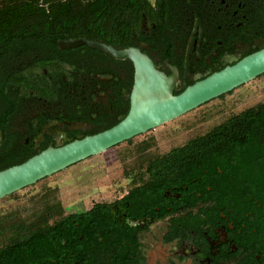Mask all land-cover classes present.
<instances>
[{
	"label": "flooded vegetation",
	"instance_id": "flooded-vegetation-1",
	"mask_svg": "<svg viewBox=\"0 0 264 264\" xmlns=\"http://www.w3.org/2000/svg\"><path fill=\"white\" fill-rule=\"evenodd\" d=\"M149 1L154 10L139 14L127 41L123 12L120 35L112 40L70 36L58 38L55 48L0 49V171L49 147L106 131L129 111L130 60L113 59L85 44L63 49L58 41L82 38L117 50L137 49L165 76L176 71L175 96L264 48V0ZM244 85L185 113L207 111L210 105L223 110L216 122L203 123L180 145L165 149L152 133L171 120L110 148L123 145L116 157L117 178H106L96 189L102 192L80 200L81 207L75 202L72 212L63 215L54 196L49 210L42 198L35 199L37 207L27 206L20 228L12 222L4 228L15 230L16 237L1 244L0 251L47 226L62 228L61 215L101 206L94 214L102 211L105 223L73 221L71 228H117L124 242L106 245L107 264L117 255L121 264H264V130L233 124V117L264 101L233 113L232 94ZM40 187L46 191L45 184ZM150 233L160 237V256L154 261L145 241ZM55 257L50 264H62ZM92 257L87 264L100 261Z\"/></svg>",
	"mask_w": 264,
	"mask_h": 264
},
{
	"label": "trees",
	"instance_id": "trees-1",
	"mask_svg": "<svg viewBox=\"0 0 264 264\" xmlns=\"http://www.w3.org/2000/svg\"><path fill=\"white\" fill-rule=\"evenodd\" d=\"M153 10L149 0H0V49L55 48L58 38L70 36L112 40L120 35L123 12L127 41L139 14ZM246 114L252 117L244 118ZM239 122L244 128L264 130V103L233 117V124ZM100 208L80 215H61L58 223L62 228L47 226L29 239L12 242L0 251V264H50L56 254L62 264H80L82 260L87 264L89 254L100 260L94 264H107L104 248L124 242L123 234L117 228H71L73 221L80 225L105 223L102 211L94 214ZM111 259L110 264H121L118 255Z\"/></svg>",
	"mask_w": 264,
	"mask_h": 264
},
{
	"label": "water",
	"instance_id": "water-1",
	"mask_svg": "<svg viewBox=\"0 0 264 264\" xmlns=\"http://www.w3.org/2000/svg\"><path fill=\"white\" fill-rule=\"evenodd\" d=\"M87 45L116 60L128 59L133 65V85L126 117L112 128L64 146L49 147L25 162L0 171V199L37 181L60 172L77 162L96 156L132 137L174 120L200 105L264 75V48L232 67L173 95L176 71L170 77L158 72L153 62L134 48L117 50L82 38L58 41L63 49ZM1 142V135H0Z\"/></svg>",
	"mask_w": 264,
	"mask_h": 264
},
{
	"label": "rangeland",
	"instance_id": "rangeland-1",
	"mask_svg": "<svg viewBox=\"0 0 264 264\" xmlns=\"http://www.w3.org/2000/svg\"><path fill=\"white\" fill-rule=\"evenodd\" d=\"M232 96L233 113L238 112L241 108L253 106L256 103L264 101V76L235 90ZM206 110L207 111L198 109L193 111L162 127L156 128L157 130L152 133L158 135V137L160 136L158 142L160 145H163L165 149H168L169 146L180 145L183 143V140L188 137V134L197 133L204 125L203 123L209 125L216 122L219 113L223 112V110H219L216 105H210ZM122 146L123 145L110 149L98 156L70 166L53 175L48 180H44L35 186L18 191L2 201V203H0V245L7 239L9 240L10 238L16 237L15 230L12 233L9 231L8 234L4 228L11 222L15 223L13 226L14 228H20L27 206L29 207L32 204L35 205V199L38 203L42 198L41 205L44 204L43 206H45L46 210H49V207H51L49 204L52 203L49 198L51 199V197L54 196V199L57 198L61 202L62 214L64 215V213L72 212L77 205L81 207L82 202L80 200L85 201L88 197L98 196V193H101L102 190L96 189L104 184L106 178H111V180L117 178L119 165L116 161V157L120 155ZM107 160H109V162H106ZM44 184L46 186L44 190L46 189V191H41L42 188L40 186ZM48 187L52 188L47 189ZM44 194L46 201L43 199L45 198ZM77 201L79 202L76 205L75 202ZM35 206L37 207V205ZM32 207L33 206L30 208ZM51 212L53 213V209L50 210L47 215L52 214ZM6 214H8L10 218L6 217ZM48 218L49 217H47V219ZM145 239L146 242L150 243V249L148 251L149 259L150 261H154L160 256V237H157L154 233H150L145 236Z\"/></svg>",
	"mask_w": 264,
	"mask_h": 264
}]
</instances>
